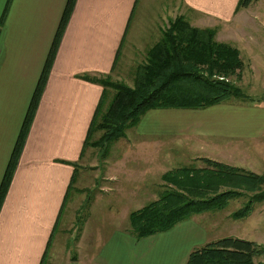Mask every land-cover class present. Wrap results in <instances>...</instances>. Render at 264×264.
<instances>
[{
  "label": "crops",
  "instance_id": "1",
  "mask_svg": "<svg viewBox=\"0 0 264 264\" xmlns=\"http://www.w3.org/2000/svg\"><path fill=\"white\" fill-rule=\"evenodd\" d=\"M141 1V20L149 16L148 1L162 2L150 14L159 19L160 32L169 17L178 13L200 29L212 25L228 28L237 23L244 31L246 21L240 22L236 16L251 6L235 14L239 0H75L0 202V264H49L56 255L54 250L66 257L67 264H186L192 249L203 244L205 231L190 219L168 232L139 240L130 230H114L108 242L116 240L127 250L112 247L103 258L98 229L96 236L92 232V240L87 241L85 250L92 247V253L84 252L77 259L74 253L85 239V225L92 218L87 216L85 220L82 213L84 204L79 193L90 188L82 190L83 186L76 184L78 171L95 172L91 183L94 190L100 186V192H130L125 209L139 196L116 185L122 174L127 177L120 166L121 158L111 159L110 166L98 174L94 163L98 149H84V142L103 91L91 80L107 75L118 78L114 74L116 66L121 57L130 55L122 54V49ZM67 3L0 0V186ZM245 109H249L246 120L242 118ZM145 115L142 129L170 133L175 141L189 144L190 150L203 151L200 159H230L231 151H238L233 148L235 140L247 139L255 145L264 134V109L226 102L199 110L155 109ZM141 144L148 145L149 141L141 140ZM261 151L264 154V148ZM241 153L245 154L244 150ZM243 157L248 158L244 155L239 159L243 161ZM140 171L142 175L147 167ZM70 191L75 199L68 202ZM147 197L157 198L152 193ZM129 215L126 210L124 216ZM60 227L65 240L60 238Z\"/></svg>",
  "mask_w": 264,
  "mask_h": 264
},
{
  "label": "trees",
  "instance_id": "2",
  "mask_svg": "<svg viewBox=\"0 0 264 264\" xmlns=\"http://www.w3.org/2000/svg\"><path fill=\"white\" fill-rule=\"evenodd\" d=\"M253 1L256 0H239L235 13L248 8ZM74 2L68 0L30 102L0 186V202L15 170ZM215 35V29L191 27L182 17H177L163 31L161 39L147 51L145 63L139 66L132 88L112 83L107 77L91 80L101 85L103 91L87 132L84 149L106 150L109 144L124 137L123 130L137 124L147 111L205 109L240 95V91L227 82L229 77L238 75L243 68L239 51L228 44L216 42ZM108 88L115 90V96L103 114L101 107ZM94 132H102V135L98 141L90 142ZM204 163L210 169L184 168L162 176V180L171 187L165 186L157 201L129 215V229L136 239L168 232L195 215L223 209L227 201L238 196H247L248 203L245 209L233 214L235 218H247L254 210V202H264V173L254 174L209 160H204ZM249 182L253 186L247 191L234 189ZM220 188H227V191L210 196ZM257 258H264L263 246L227 237L192 250L186 264H264L256 262Z\"/></svg>",
  "mask_w": 264,
  "mask_h": 264
},
{
  "label": "rangeland",
  "instance_id": "3",
  "mask_svg": "<svg viewBox=\"0 0 264 264\" xmlns=\"http://www.w3.org/2000/svg\"><path fill=\"white\" fill-rule=\"evenodd\" d=\"M141 3L142 1L137 7L136 16L128 31V36L122 49V54L125 56L128 54L130 55L126 56V58L121 57L118 61L114 73L115 76L118 75V78H114V75L106 76L112 83L125 84L130 88L134 86V80L139 66L145 63L143 61L146 60L145 55L147 51L161 39L163 33L162 31L160 32L159 29V19L150 15L153 10L156 9V4L161 6L162 2L154 1L155 4H151V1H148L146 4L148 11L146 13L149 16L142 17V20L140 16ZM177 17L182 16H179V13L170 16L165 24L164 30H166L169 23ZM183 19L188 22L185 18ZM236 19L240 22L246 21L245 24L247 27L244 31L240 30V26L237 23L236 25L228 26V28L219 25H212L209 27V29H215L216 31V42L228 44L239 51L240 60L243 63V68L239 71V74H235L227 79L229 84L240 91V95L228 98L225 102L226 104L246 108L264 109V0L253 1L250 8L242 15L236 16ZM190 26L194 27L191 24ZM219 29H222V31L218 33ZM114 96V89L108 88L105 91L103 105L101 107L103 114L106 113ZM248 110L249 109H245V115L242 116L244 120H246L249 115ZM144 115L139 119L137 124L123 130L124 137L109 144L106 150H102V148L95 150L94 163L97 165L98 174L99 172L102 173L104 169L110 166L112 162L111 159L117 161L118 158H121L119 159L120 166L122 170L126 172L127 177L122 174L116 185H123L124 191L131 190L134 191L136 195H139L134 204H131L128 209H125V205L129 200L128 199L126 202V199L127 197L129 198L130 192L108 191L107 189L105 192H100L98 190L100 186L94 190L91 183L94 182L92 179L96 175L95 172L83 173L82 171H78L76 184L83 186L82 190L88 189V187L90 188L88 191L84 190L79 193V197L84 204L82 213L83 216H85V220L87 216H91L92 218L89 220L90 223H86L85 225V228L87 227L85 239L79 243L77 249H74V253L77 254L76 259L82 258L83 256H81V254L84 252L88 251L92 253V247L88 250L85 249L87 248V241L92 240V232L96 236L98 229L101 233L102 258L103 256H108V249L112 247L116 250L121 246L123 249L127 250L121 243L116 244V240L110 244L108 238L112 235L114 230H130L129 217L124 216L126 210L131 214L137 211L139 208L138 206L145 207L157 201L166 189L165 186L168 188L171 187L162 180L164 174L184 168H192L195 170L210 169V167L204 163V160L208 159H200V154L203 151L190 150L189 144L175 141L171 138L173 135L166 131L159 132L158 129L146 131L142 129L141 123L146 117V115ZM239 118L240 116L238 120ZM101 135L102 132H94L90 142L98 141ZM262 136L263 138L258 139V143L255 145L251 144L250 140L237 139L233 143V148H236L238 151H231L232 155L230 159L226 158L222 159V161H209L224 164L229 167L242 168L256 174H263L264 154L261 149L264 148V134ZM164 137L168 140L166 139L165 141ZM141 140H148L149 144H141ZM151 140H157L158 143H151ZM213 142L215 143V141ZM242 150H244L245 154L241 153ZM244 155L248 157L246 159L243 157V161L247 162L248 166L239 159L240 156ZM194 157L197 159L193 160ZM85 164L86 163L83 165L86 166ZM113 167L114 166L111 168ZM146 167L147 171L141 175L140 170H144ZM130 171H133V174H130ZM252 186V182H249L247 184L244 183V185L241 184L240 188L234 189L247 191L249 187ZM224 191H227V188H220L217 192L210 193V196L220 194ZM151 193L155 197L157 196L158 199H148L147 196L151 195ZM69 195L71 196L68 202H71L75 199V193L70 191ZM250 195L251 193L248 194V196ZM247 203V196H238L227 201L223 209L206 212L189 218L188 220L194 219L195 222L201 225L200 228L205 231L204 241L200 247L223 238L233 237L254 242L264 248V202L260 204L254 202L252 204L254 210L247 218L233 217L234 213L245 209ZM118 213H120V215H117ZM64 217L65 214L63 215V219ZM188 220L183 222H187ZM60 229H62V227L59 228V233ZM60 238H64L65 240L63 233H60ZM106 243L109 244L104 246ZM57 252V250H54L56 255L52 256V260L48 263L67 264L66 257L59 255L60 252L57 254ZM62 252L67 254L65 249H62ZM255 261L258 263L264 262V258H257Z\"/></svg>",
  "mask_w": 264,
  "mask_h": 264
}]
</instances>
